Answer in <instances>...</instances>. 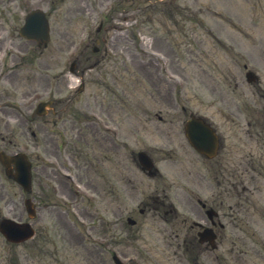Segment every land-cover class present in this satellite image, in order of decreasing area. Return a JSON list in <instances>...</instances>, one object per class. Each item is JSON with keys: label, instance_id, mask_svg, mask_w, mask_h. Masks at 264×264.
Listing matches in <instances>:
<instances>
[{"label": "rangeland", "instance_id": "1", "mask_svg": "<svg viewBox=\"0 0 264 264\" xmlns=\"http://www.w3.org/2000/svg\"><path fill=\"white\" fill-rule=\"evenodd\" d=\"M222 1L0 0V59L4 57L25 59L26 64L23 68L28 70H21L19 72L21 75L31 74L34 68L46 73L45 76L49 77L51 82L56 74L71 73L69 68L73 61L72 53L78 46H82V41L90 36L91 32L96 33L102 19L115 16L114 21H104L106 27L101 36H105L108 32L109 41L113 44L109 51L115 59L111 60V63L116 67L115 72L121 83H124L122 89L127 94L125 105L130 107L128 111L140 105H165V97H154L156 87H161L170 100L168 105L185 106L189 111L206 115L213 121L224 139V148L220 156L222 172L255 174L261 180L258 184L264 185V98L256 94L255 85L246 81L244 64L252 63L246 51L250 45L232 44L230 40L231 38L239 43L248 42V44L252 42L258 46L252 48L253 53L259 52L261 47L264 48V0H234L240 5L237 7H241L240 10L236 9L237 13L242 12L239 16L232 9V0H226L232 10ZM118 2L121 3L120 7ZM35 7H43L50 13L52 39L46 48L22 38L18 33L25 14ZM112 23L115 24L114 30L109 28ZM234 23L236 28L232 27ZM230 27L233 31L229 29ZM106 28H109L108 31ZM237 28L241 33L234 31ZM242 36L247 41L242 39ZM128 47L131 49L126 50ZM137 49L140 52H152L156 49L163 54L166 53L168 59L165 58L161 65L154 63L153 72L145 68L139 73L135 69ZM91 53L92 51L89 50L86 56ZM102 54L98 56L102 57ZM141 56L143 66L148 65V68H152L145 59L148 56L143 53ZM261 56L263 60L257 57L256 63H252L249 68L259 74L261 86L264 88V54ZM138 58L141 63L140 56ZM164 64L167 66V72ZM81 65L86 69L84 59ZM86 72L90 80L88 92L100 88L98 84H101L99 76L103 74L102 64ZM134 72L140 77L141 82ZM17 82L23 85L26 81ZM69 84L71 85L70 82ZM47 85L48 83L46 87ZM49 89L54 91L57 88L52 84L47 87V91ZM13 91L16 93V90ZM15 99L17 101L19 98L15 97ZM251 107L258 109L253 119L256 122L252 130L248 126L247 118ZM253 116L251 115L250 118ZM130 119L127 120V130L130 127L128 123ZM12 125L13 128H0V138L1 135H7L8 140L13 139L15 144L8 145L7 140L8 148H20L30 153L35 162V173H39L37 137H32L31 130L17 127L15 121ZM177 129L178 134L174 136L176 139L173 144L179 146L180 143L185 142L183 125L179 124ZM165 142H167L166 136L157 135L150 143L160 146L159 144ZM201 162L200 159L199 164L203 167L206 176L205 195H207L213 191L211 174L215 164ZM170 170H174V167ZM175 174L177 173H171L178 184L183 185L182 177ZM43 195L53 197L50 202L55 204L44 207V210L40 209V217L36 225L44 227L45 233L51 235V239L58 244L63 254L61 259L66 262L65 264H113L111 260L107 261V255L105 258L101 257V248L93 243L92 238H86V234L90 232L95 236V240L100 238L98 236L102 229L100 220L92 228L90 224L86 227L80 226V223H75L72 217V214L76 213L73 207L77 208L75 204L72 206L71 199L74 195L69 194L71 198L58 196L52 192ZM258 195L261 194H256V197ZM170 196L183 208L182 191L177 193V189L173 187ZM32 197L35 201L42 197L38 178L35 180ZM58 198L62 201L65 199L69 205H64L67 203H63L64 201ZM76 200L79 201V198L76 197ZM101 207L102 201H99L98 204L94 203L91 211L100 213ZM0 209L3 213L23 211L20 186L6 176L1 166ZM160 219L158 217L144 225L136 252L139 255L134 259L141 264H188L187 259L184 260L181 254L182 248H177L176 240L169 235L170 226ZM26 249L27 247L23 246L7 247L0 236V264H9L15 255L20 262L33 264L31 260L35 261V259L29 255L25 256ZM129 251H134V248L130 246ZM229 260L230 257L227 255L225 261L217 264H229ZM210 264L215 262L211 259ZM231 264L237 262L233 261Z\"/></svg>", "mask_w": 264, "mask_h": 264}, {"label": "flooded vegetation", "instance_id": "2", "mask_svg": "<svg viewBox=\"0 0 264 264\" xmlns=\"http://www.w3.org/2000/svg\"><path fill=\"white\" fill-rule=\"evenodd\" d=\"M103 115H104V113L101 112V116H102L101 118L103 120V126L104 127H107L108 128V126H109V124L111 122H113V123H118L119 122V117H115V116L111 115L108 110H107V113H105V120L103 119ZM88 124H89L90 127H99L96 117H91V120L88 122ZM104 139H105V143H107L106 144L107 149H109V145L108 144H109V141H110V135L108 133H106V132L104 134ZM119 146H120L119 143H117V147H119ZM121 166H122V168H124V165H121ZM118 183L120 184V188L118 189V192L119 193H123L125 191V173H120ZM218 199H219V196H217V199L215 200V205H217L218 207H220L221 206V203L218 202ZM162 204H164V202H162ZM192 210H193L194 214L197 217H200V219H203L204 218V214H203L202 211L197 212L194 209H192ZM187 230L188 231H187V234H186L187 235L186 242L192 243L193 240H192L191 236L193 238L194 237L196 238L194 226L193 225L190 226ZM215 230H216V232L218 234L219 240H221V230H222V227H221V219H220V216H219V218H217V223H216V226H215Z\"/></svg>", "mask_w": 264, "mask_h": 264}, {"label": "water", "instance_id": "3", "mask_svg": "<svg viewBox=\"0 0 264 264\" xmlns=\"http://www.w3.org/2000/svg\"><path fill=\"white\" fill-rule=\"evenodd\" d=\"M44 34H47V28H46V29H44Z\"/></svg>", "mask_w": 264, "mask_h": 264}]
</instances>
